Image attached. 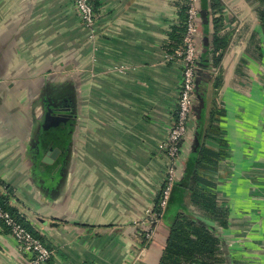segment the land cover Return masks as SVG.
Returning <instances> with one entry per match:
<instances>
[{"label": "crops", "instance_id": "obj_1", "mask_svg": "<svg viewBox=\"0 0 264 264\" xmlns=\"http://www.w3.org/2000/svg\"><path fill=\"white\" fill-rule=\"evenodd\" d=\"M178 1L93 0L91 39L74 0H0V196L50 250L46 264H159L179 212L217 238L219 264H264L259 0H220L214 14L211 0H198L195 95L176 185L158 222L135 225L155 209L169 163L157 146L177 108L180 71L165 54ZM48 106L71 116L49 171L42 158L51 146L42 155L40 147ZM196 174L195 190L215 200L218 218L181 187ZM0 264H29L1 224Z\"/></svg>", "mask_w": 264, "mask_h": 264}, {"label": "built area", "instance_id": "obj_2", "mask_svg": "<svg viewBox=\"0 0 264 264\" xmlns=\"http://www.w3.org/2000/svg\"><path fill=\"white\" fill-rule=\"evenodd\" d=\"M184 33L181 44L171 53L165 54V61L178 66L180 84L175 117L169 127L166 139L159 143L157 150L164 153L169 163L160 189V200L157 210H148L144 220L136 222V226H151L158 222L166 209L172 188L176 181V163L179 147L187 133V124L192 113L195 78L197 71L196 30L199 22L198 0L185 1ZM75 11L84 26L94 38L95 10L90 0H74ZM0 222L8 229L9 234L18 245V252L26 256L29 264H46L51 259V252L35 238L22 224L0 208ZM153 237V229L147 228L144 233L146 241Z\"/></svg>", "mask_w": 264, "mask_h": 264}, {"label": "trees", "instance_id": "obj_3", "mask_svg": "<svg viewBox=\"0 0 264 264\" xmlns=\"http://www.w3.org/2000/svg\"><path fill=\"white\" fill-rule=\"evenodd\" d=\"M179 1H181V5H179L180 9L178 24L171 28L168 38L169 44L167 46V52L169 53H171L177 46L181 44L182 36L184 33L186 0ZM259 1L264 5V0ZM90 2L95 10V3L93 2V0H90ZM211 6L212 13H220V10L222 9V3L220 0H211ZM261 17L262 28L264 31V8L261 12ZM218 20V18L212 19V24L214 27L213 47L216 51L220 48H223L224 46L222 43H219V40L217 38ZM217 58H219V56ZM69 129L70 127L68 126V123H61L54 128L52 127L50 129H47L46 131H42L40 146L42 150L41 155L50 146L63 148L69 138ZM41 155L39 154V161L41 160ZM52 167L53 166H47V170L49 171ZM197 175L198 174H196V176L192 179V182H190L191 185H187L185 183L182 184L181 187H187V192H189L190 194V202L191 204H193V206L203 210L204 213L208 216L218 218L219 214L217 211L215 200L212 197L204 196L203 194L199 193L198 191L196 192L195 190V185L199 181V177ZM175 185L176 183L172 188L168 203L166 205V209L168 208ZM159 200L160 195L155 207L156 210L158 208ZM0 208L3 211L9 213L12 218L22 224L35 238L40 240L39 236L31 229V227L24 221V219L19 216L17 210L9 206L8 200L4 196H0ZM0 224L5 227L2 222H0ZM219 254L220 251L218 240L212 234V232L190 213L179 212L176 213L171 220L167 239L165 241L164 250L159 264H219Z\"/></svg>", "mask_w": 264, "mask_h": 264}, {"label": "water", "instance_id": "obj_4", "mask_svg": "<svg viewBox=\"0 0 264 264\" xmlns=\"http://www.w3.org/2000/svg\"><path fill=\"white\" fill-rule=\"evenodd\" d=\"M195 85H196V82H195ZM194 95H195V92H194ZM64 118L69 119L71 118V116L67 114H61V113L56 114V112L52 110V107L48 106L46 108V120L44 122L43 129L47 130L52 127L54 128L61 123L67 124L68 122L64 120ZM59 153H60V150L57 147L52 146L46 152L45 156L42 158V162L45 163L47 166H52V165L55 166L54 161L56 160V157L58 156Z\"/></svg>", "mask_w": 264, "mask_h": 264}]
</instances>
